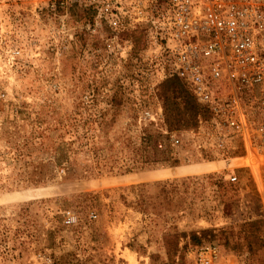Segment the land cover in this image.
Returning a JSON list of instances; mask_svg holds the SVG:
<instances>
[{
	"label": "rangeland",
	"instance_id": "rangeland-1",
	"mask_svg": "<svg viewBox=\"0 0 264 264\" xmlns=\"http://www.w3.org/2000/svg\"><path fill=\"white\" fill-rule=\"evenodd\" d=\"M168 65L91 0H0V264H264V159L216 146L194 97L206 117L167 122L163 82L191 94Z\"/></svg>",
	"mask_w": 264,
	"mask_h": 264
},
{
	"label": "built area",
	"instance_id": "built-area-1",
	"mask_svg": "<svg viewBox=\"0 0 264 264\" xmlns=\"http://www.w3.org/2000/svg\"><path fill=\"white\" fill-rule=\"evenodd\" d=\"M91 4L99 21L114 31L124 30L128 23L147 25L153 44L166 57L168 73L211 113L216 146L233 149L242 141L245 147L252 145L254 158L264 159V0H91ZM223 180L231 184L238 177L230 170ZM63 221L72 225L76 217L64 210ZM187 259L189 264L224 261L213 244L191 249Z\"/></svg>",
	"mask_w": 264,
	"mask_h": 264
},
{
	"label": "trees",
	"instance_id": "trees-1",
	"mask_svg": "<svg viewBox=\"0 0 264 264\" xmlns=\"http://www.w3.org/2000/svg\"><path fill=\"white\" fill-rule=\"evenodd\" d=\"M162 87L167 122L173 126L195 125L199 116H207V111L196 103L193 96L181 86L177 78L167 79L163 82ZM113 101L114 99L111 100V103ZM62 146L66 147L65 144ZM58 153L59 161L62 152L58 149Z\"/></svg>",
	"mask_w": 264,
	"mask_h": 264
}]
</instances>
